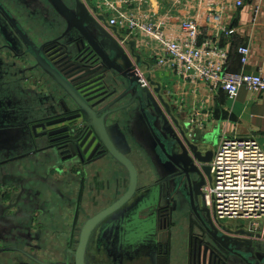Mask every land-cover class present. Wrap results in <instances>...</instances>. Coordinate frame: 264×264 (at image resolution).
Listing matches in <instances>:
<instances>
[{
	"label": "flooded vegetation",
	"instance_id": "af4514ba",
	"mask_svg": "<svg viewBox=\"0 0 264 264\" xmlns=\"http://www.w3.org/2000/svg\"><path fill=\"white\" fill-rule=\"evenodd\" d=\"M62 1L75 8V0ZM91 32L98 41L97 30ZM34 53L51 60L59 57L69 70L102 66L83 35L69 28L55 0H0V264H76L84 224L122 197L130 176L110 155L94 162L91 152L72 153L67 141L57 140L63 137L58 131L77 123L87 129L88 124L83 118L67 120L77 115L75 106L37 67ZM100 79L101 86L85 95L102 94L97 100L106 98L104 107L115 103L112 110L121 108L108 118L109 125L119 128L112 129V143L126 151L121 131L131 149L127 156L138 171L137 195L157 191L152 195L158 202L150 203L142 215L155 218L154 238H144L141 248L133 238L122 244L121 220L111 215L93 232L86 264H173L175 235L184 221L186 264L198 263L199 248L213 263L238 262L207 249V234L192 201L199 177L188 176L172 162L177 153L155 147L167 138L166 118L174 127L166 110L162 108L165 120H153L149 106L143 109L125 95L122 76L106 72ZM84 197L96 201L97 209L88 216L80 207ZM136 248L141 256L130 254Z\"/></svg>",
	"mask_w": 264,
	"mask_h": 264
},
{
	"label": "built area",
	"instance_id": "2783aa9c",
	"mask_svg": "<svg viewBox=\"0 0 264 264\" xmlns=\"http://www.w3.org/2000/svg\"><path fill=\"white\" fill-rule=\"evenodd\" d=\"M80 1L127 52L142 87L151 88L148 77L158 82L157 77L167 75L193 87L205 85L212 94L223 92L230 100L236 99L241 89L252 94L264 93L263 75L228 71L230 53L222 44V39L236 34V29L225 22L227 11L242 9L248 0ZM260 4L256 6L255 17ZM131 42L135 43V55L131 54ZM238 54L245 67L251 56L250 48L240 47ZM136 56L141 58V66L137 65ZM180 108L184 109L182 103ZM190 123L203 130L200 120L193 119ZM210 167L211 180L207 179L203 193L214 225L231 230L226 223L242 221L250 223L245 230L261 232L264 149L257 140L225 138L215 149Z\"/></svg>",
	"mask_w": 264,
	"mask_h": 264
},
{
	"label": "water",
	"instance_id": "95a60500",
	"mask_svg": "<svg viewBox=\"0 0 264 264\" xmlns=\"http://www.w3.org/2000/svg\"><path fill=\"white\" fill-rule=\"evenodd\" d=\"M55 8L66 20L69 28H75L79 31L102 60V66L98 68L85 65L69 70V68H65V64H61L59 57L51 60L52 56L50 58L45 55L40 57L34 53L37 67L55 82L58 92L75 106L77 115L67 120L83 118L85 123L88 124L87 129L80 128L77 123L72 127L58 131L56 134L63 135V137L57 140L67 141L70 144L69 147L72 153L80 155L81 153L91 152L90 160H94V162L110 155L128 170L130 176L127 190L122 197L84 224L79 239V248L74 259L76 264H86L87 245L93 232L111 215L114 218L117 216L121 220L120 229L123 233L121 239L124 240L122 243L124 245L128 237L133 238L137 248H141L145 242L144 238L145 240L147 237L154 238L156 228L155 218H152L151 215L143 218L142 215L146 213L150 203L157 204L158 198L152 195L157 191H148L141 196L137 195L139 175L135 165L127 156L129 151L128 149L125 152L118 151L112 143L113 130L119 128L109 125L108 118L117 113V110L120 111L121 108L112 110L115 103L104 107L103 103L106 98L97 100L101 98L102 94L93 98H90L89 94L85 95L87 92L101 86L100 76L106 72H115L123 77L126 84L125 95L132 97V103L138 101L143 109L149 106L153 110V120H157L158 117H166L162 108L171 117L175 129L166 118L168 126L163 128V131L167 138L166 140L163 138V142L159 140V145L156 146L155 144V147L157 149L161 147L162 153H177L172 162L188 176L196 174L199 177L200 180L197 183L195 197L192 201L194 200L197 215L207 234V249H214L212 254L217 252L221 258L222 256H226L228 260L237 258L238 262L233 260L227 264H264V243L260 234H257L254 229L235 232L226 226L217 228L206 207L205 195L202 189L206 185V179L211 180L210 164L213 161L214 150L206 148L213 145L212 138L209 136L198 138L194 131L190 132V124L183 123L182 125L180 123V117L174 114L175 109L162 95L161 84L153 80L152 77H148L152 89L142 87L139 78L133 72L132 59L117 39L94 19L84 3L75 0V8L70 9L62 0H55ZM101 20H103L102 17ZM92 28H95L98 32V41H96L94 33L91 32ZM113 32L120 39L117 30L113 29ZM129 46L131 54L135 55V43L131 42ZM136 60L138 66L143 64L139 56H136ZM58 122L64 123L67 121L61 120ZM2 127L3 125L0 123V128ZM119 132L122 146L127 148L128 144L125 137L121 131ZM79 133L82 134V137H77ZM96 156H98L97 159ZM199 198H201V203ZM137 248L130 254L137 257L141 256ZM199 249L197 264H219L218 262L213 263L212 260L207 258L208 253L203 252L201 248Z\"/></svg>",
	"mask_w": 264,
	"mask_h": 264
},
{
	"label": "crops",
	"instance_id": "0c3cea01",
	"mask_svg": "<svg viewBox=\"0 0 264 264\" xmlns=\"http://www.w3.org/2000/svg\"><path fill=\"white\" fill-rule=\"evenodd\" d=\"M259 2L260 12L255 17ZM225 22L236 29L232 38L222 39V44L230 53L228 71H245L248 74L264 76V0H248L242 9L228 10ZM240 47H249L251 50L249 62L245 67L238 54ZM157 81L161 84L163 97L174 107L175 116L181 117V124H191L190 132L194 131L198 138H212L213 145L206 149L215 151L225 138L233 137L254 138L264 149V93L252 94L241 89L236 99L230 100L223 92L212 94L205 85L193 87L167 75H160ZM181 103L183 110L180 108ZM193 119L200 120L203 130L190 123ZM95 203L96 201L92 202L87 197L82 199L80 207L85 216L97 209L94 208ZM60 213L63 214L60 211L58 215ZM68 217L67 212L64 220ZM257 233L261 234L259 231Z\"/></svg>",
	"mask_w": 264,
	"mask_h": 264
},
{
	"label": "rangeland",
	"instance_id": "374dc122",
	"mask_svg": "<svg viewBox=\"0 0 264 264\" xmlns=\"http://www.w3.org/2000/svg\"><path fill=\"white\" fill-rule=\"evenodd\" d=\"M128 147L125 149L131 150L129 143ZM227 226H230L231 230L239 231L250 228V223L242 221H234L226 223ZM264 226V225H263ZM177 230V229H176ZM264 228L261 229L262 241L264 243ZM180 234L175 235V244H174V255H173V264H186V239L188 240V221H184L183 225L180 227ZM178 233V232H177Z\"/></svg>",
	"mask_w": 264,
	"mask_h": 264
}]
</instances>
